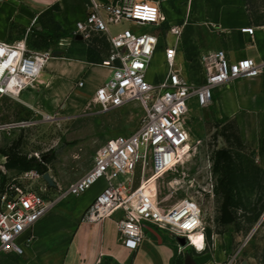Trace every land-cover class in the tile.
<instances>
[{
  "label": "built area",
  "instance_id": "built-area-1",
  "mask_svg": "<svg viewBox=\"0 0 264 264\" xmlns=\"http://www.w3.org/2000/svg\"><path fill=\"white\" fill-rule=\"evenodd\" d=\"M164 22L159 5L154 3L90 0L85 19L75 24V34L84 40L92 32L105 34L110 53L100 65L112 71L110 78L94 92L92 102L99 113L136 102L143 111L140 123L135 132L108 139L93 157L90 169L64 188L55 183L49 185L43 175L28 178V173L4 183L0 187V258L4 254L22 256L29 240L24 235L38 221L64 200L81 197L101 181L105 186L83 219L98 223L118 215L116 228L125 248L136 250L148 225L185 239L186 248L195 250L191 233H201L206 241L202 211L197 202L186 199L163 207L148 196L143 183L157 179L182 163V153L191 147V130L186 119L189 101L194 99L200 109L210 107L214 103L215 90L260 76L264 72V62L256 63L248 58L231 62L224 51H216L203 58V79L196 86L176 70V49L166 48L165 73L160 81L151 83L148 70L159 39L150 32L140 31L146 26L161 28ZM117 26L123 29L111 34L110 29ZM242 32L253 35L254 29L245 28ZM169 33L178 38L180 30L170 27ZM50 58L47 51H31L26 39L0 40V101L19 97L32 89ZM83 85L82 80L77 83L78 88ZM9 127L0 125V131ZM138 170L140 183L135 186L134 176ZM123 174L131 177L117 182ZM39 179H42L41 185H38Z\"/></svg>",
  "mask_w": 264,
  "mask_h": 264
},
{
  "label": "rangeland",
  "instance_id": "rangeland-1",
  "mask_svg": "<svg viewBox=\"0 0 264 264\" xmlns=\"http://www.w3.org/2000/svg\"><path fill=\"white\" fill-rule=\"evenodd\" d=\"M245 2L253 22L264 24V0ZM67 8L62 4L35 7L28 0H0V40L26 39L33 52L47 51L50 59L65 58L70 47L79 44L75 31L68 29L62 19ZM122 29L123 26L112 27L111 32L115 34ZM91 41L87 48L89 62L106 52L101 35H92ZM162 73L163 67L158 62L152 63L148 77L159 80ZM48 78L49 74L43 70L37 85H43ZM35 99L26 100L21 95L0 101V125H10L0 131V187L12 178L25 177L26 173L28 178L36 179L35 171L5 168L3 152L10 149L40 160L53 182L66 187L90 169L93 157L108 139L135 132L143 114L136 102L99 113L91 98H80L79 104L65 99L48 109L37 106ZM188 108L191 147L182 153V163L146 182L163 207L189 199L197 202L202 211L204 250L196 252L191 248L180 253L176 237L168 233L175 249L172 264H264V220L250 236L264 214V137L258 148H252L241 139L236 119L216 118L213 107L200 109L194 99L189 101ZM222 149L230 152L233 165L226 172L215 173L214 154ZM130 177L120 175L117 182ZM38 182L41 185L42 179ZM139 183L140 170L134 176L135 186ZM225 184L232 191L229 205L232 220L228 224L222 223L221 212ZM72 199L77 198L63 202ZM30 241L29 237L26 248ZM0 264H23V260L15 254H4Z\"/></svg>",
  "mask_w": 264,
  "mask_h": 264
},
{
  "label": "crops",
  "instance_id": "crops-1",
  "mask_svg": "<svg viewBox=\"0 0 264 264\" xmlns=\"http://www.w3.org/2000/svg\"><path fill=\"white\" fill-rule=\"evenodd\" d=\"M98 1L115 3L118 0ZM141 1L159 5L165 17L161 28L146 26L141 29L159 39L152 63L158 62L165 70L164 50L174 47L175 68L193 85L202 83L203 58L219 50L224 51L231 62L245 58L264 62V24L253 22L245 0ZM28 2L35 7L67 5L62 19L72 32L75 24L85 19L90 4V0ZM170 27L179 28L178 38L169 33ZM245 28H253V35L243 33ZM110 33L113 34L111 29ZM92 35L104 38L106 52L89 62L87 48L92 43ZM76 42L79 44L71 46L65 58L49 59L43 69L49 78L43 85L36 82L32 89L23 93L26 100L36 97L34 103L48 109L65 99L71 104H79L80 98H93L96 89L112 73L100 65L108 57L110 45L105 34L96 32H92L87 40L82 38ZM162 77L158 80L151 76L148 80L157 83ZM81 80L84 85L78 88L77 83ZM211 107L216 118L236 119L243 142L258 148L264 137V72L256 78L239 80L215 90ZM104 186L103 181L99 182L81 197L60 203L38 221L24 235L31 241L21 256L23 264H172L175 249L168 232L148 225L143 241L133 251L122 246L119 240L115 221L118 215L98 223L83 219ZM179 252H186V248Z\"/></svg>",
  "mask_w": 264,
  "mask_h": 264
},
{
  "label": "trees",
  "instance_id": "trees-1",
  "mask_svg": "<svg viewBox=\"0 0 264 264\" xmlns=\"http://www.w3.org/2000/svg\"><path fill=\"white\" fill-rule=\"evenodd\" d=\"M28 47L30 46L28 45ZM3 155L6 158L5 168L7 170L16 169L21 171H35L39 175H43L47 172L46 165L40 160L36 158H28L25 155L15 152L13 149H10L8 152H3ZM232 165L233 159L228 150L222 149L215 152L213 159V171L215 173L224 171L226 172L231 168ZM225 188H227L229 192V205H231L232 191L226 184Z\"/></svg>",
  "mask_w": 264,
  "mask_h": 264
},
{
  "label": "water",
  "instance_id": "water-1",
  "mask_svg": "<svg viewBox=\"0 0 264 264\" xmlns=\"http://www.w3.org/2000/svg\"><path fill=\"white\" fill-rule=\"evenodd\" d=\"M75 40L76 41H81L82 40V37L77 35L75 36ZM43 179L51 186H53L54 182L53 180L49 177V175L47 173L43 174ZM223 192V204H222V209H221V212H222V223L224 224H228L231 222V215H230V209H229V198H230V195H229V192L227 190H222ZM264 220V214L263 216L261 217L260 221L258 222V224L255 226L254 230L251 232V235H253V233L256 231V229L259 227V225L261 224V222ZM176 241L179 245V247L181 249H185L187 247V243L185 241V239L183 238H178L176 237Z\"/></svg>",
  "mask_w": 264,
  "mask_h": 264
},
{
  "label": "bare ground",
  "instance_id": "bare-ground-1",
  "mask_svg": "<svg viewBox=\"0 0 264 264\" xmlns=\"http://www.w3.org/2000/svg\"><path fill=\"white\" fill-rule=\"evenodd\" d=\"M190 139H191V133H189V142H190ZM183 156V155H181ZM188 157H184L183 159H187ZM148 183H143L144 187H145V190H146V193L148 194V196L155 202L157 201L156 199V194L155 192L153 191L151 185H147ZM158 202V201H157ZM190 239H191V242H192V245L195 247V250L197 252H202L205 248V241L201 235V233H191L190 234Z\"/></svg>",
  "mask_w": 264,
  "mask_h": 264
},
{
  "label": "flooded vegetation",
  "instance_id": "flooded-vegetation-1",
  "mask_svg": "<svg viewBox=\"0 0 264 264\" xmlns=\"http://www.w3.org/2000/svg\"><path fill=\"white\" fill-rule=\"evenodd\" d=\"M189 249H191V248L190 247L186 248V251L189 250Z\"/></svg>",
  "mask_w": 264,
  "mask_h": 264
}]
</instances>
